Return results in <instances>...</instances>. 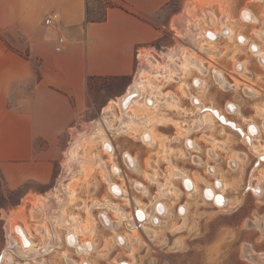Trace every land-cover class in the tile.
Returning a JSON list of instances; mask_svg holds the SVG:
<instances>
[{
    "label": "rangeland",
    "instance_id": "374dc122",
    "mask_svg": "<svg viewBox=\"0 0 264 264\" xmlns=\"http://www.w3.org/2000/svg\"><path fill=\"white\" fill-rule=\"evenodd\" d=\"M190 1L193 4L187 8L185 22L197 28L194 41L198 43V46L208 49L207 51L198 48L199 51L196 52V46L192 43L176 41L170 50L181 43L182 56L172 60L167 56H161L168 52L167 48L161 47L164 45V41H161L152 45L154 47L151 48V52L144 50L143 54H147L145 55L147 57H143L145 60L138 59L135 73L129 79L119 77L89 79L87 87L92 112L86 117V122H91L82 123L83 129L80 134L75 127L71 130V134H62L54 142L50 177L43 181L29 176L28 173L32 171L36 175L40 173L42 175L45 169L41 164L34 168L26 166L10 177L4 176L0 170V251L7 243L9 222L17 221L24 223L33 233L32 240L37 246L44 244V237L39 233L41 227L46 226L49 229H47L49 235L54 241L55 228L58 230L60 245L58 244L59 246L57 245L47 254L39 256L38 259L30 260L31 264H69L65 256L74 260L72 264H78V262L116 264L120 260H130L134 264H264V161L259 162L249 145L243 141L242 136L235 129L221 125L216 119L210 128L201 124L193 127V124L198 121V115L190 99V95H194L204 104L221 109L243 129L250 122L260 125L264 120V66L260 64L256 55L251 53L247 43H239L236 40V35L243 33L234 30L230 24L227 26L231 28L232 33L234 32L232 37L221 35L210 42L204 37L205 29L214 27L222 30L224 26L221 20L224 15H221L222 9L219 3H216L219 7V16L212 8L209 9L213 12L212 26H209L205 20L204 8L220 0ZM170 5L169 8L173 3ZM104 10V0H88L90 17L97 18L103 14ZM163 17L161 13L155 16L154 20L158 18L160 21ZM178 31L183 35L182 29ZM259 31L264 33L263 29H253L249 32L250 35H245L248 43H258L260 49L264 51V40L258 35ZM252 35L256 40L252 39ZM165 38L168 40L167 45L170 42L169 35L165 34ZM23 43L24 37L20 34H16V38L12 37L11 41L7 42L12 49H17L14 44L23 48ZM220 47L223 48V55L229 53L227 58L232 70L229 79L233 84L231 86L228 82L230 86L226 88L218 85L211 73L215 67L227 72V68L217 62L219 59L215 55L221 49ZM20 52L24 53L23 50ZM190 54L202 60L204 73H200L191 65L184 66ZM151 55L159 61H154ZM237 56L243 57L247 67L244 72H235ZM143 61L151 66H154L153 62L157 68L159 67L158 70H165L162 75L153 76L143 73V77H148L150 82L159 89L160 95L157 98L162 103L160 107L149 108L150 112L144 113L148 121L141 126H126L125 131L114 132L109 129L103 131L114 146L113 154L107 153L100 141L80 142L78 154H81L84 149H90V153L99 158L102 165L93 166L89 171L74 169V174L62 178L64 167L69 165L68 167L72 168L67 154L75 135L91 134L92 123L97 118L100 120L105 105H111V111L116 116L120 114L118 106L113 104L112 100L126 92V88L137 77V71ZM177 64L180 69L176 71ZM186 77L190 81L187 84L190 85L189 93L184 88ZM195 77L202 80L201 85L192 84ZM177 78L179 81H175ZM245 83L254 86L258 92L255 95L245 94L242 90ZM173 84L176 88L171 91ZM227 101L236 104V112L225 111L224 105ZM139 102L144 103V99ZM135 113L140 115V112L136 110L128 112L130 116ZM116 123L117 121L113 124L117 127ZM142 131L151 132L154 140L151 143L145 141L144 143ZM173 135L176 136L173 137ZM189 138L194 139L197 145L196 150L186 149L190 148L186 145L187 140L191 141ZM257 139L263 149L264 132H261ZM40 146H43V141L36 140V149ZM124 153L136 159L135 169L129 167L130 164L123 157ZM192 155L200 156L204 163L194 164L193 162H197L198 158L196 157L193 161ZM221 157L223 161L219 163ZM113 164L118 167L117 173H114L113 169L116 166ZM210 164L215 166L214 170L212 166L206 168ZM174 168L186 176H191L197 190L190 193L183 189L181 177L170 178V172ZM106 176L124 187L125 196H115L110 191ZM65 178L66 180H63ZM59 179L70 185L73 191L72 195L66 197L58 214L66 222H71L72 218H75L81 224L88 223L91 231L85 234L78 233L80 239L89 240L94 244V248L86 253H82L80 249L64 241L67 228L56 223L55 217L53 218L55 226L53 233L51 232V220L45 215L42 203L38 199L50 193L56 200H60L62 196L58 195L56 190ZM219 179L223 184L220 189L214 187L216 184H221ZM215 180L218 183H215ZM256 183L262 189L260 193H254L249 187V184ZM207 185L213 186L215 190H220L224 194L226 203L223 206H217L202 195V189ZM143 186L146 190L140 191V188L143 190ZM25 195L27 196L24 197ZM156 199L165 203L166 214L157 215L158 224L147 222L145 227L139 225L140 227L135 228L138 232L132 231L126 217L122 214H132L136 206L151 211ZM97 203H103V205L96 206ZM106 203L114 206L115 210L106 206ZM181 205L185 206L182 214L178 211ZM99 211H105L112 220L117 222L115 229L107 228L100 222ZM12 216L14 217L11 219ZM14 234L12 232V236ZM116 234L124 236L123 244L116 241ZM249 243H253V246ZM24 261V258L12 254V264H22Z\"/></svg>",
    "mask_w": 264,
    "mask_h": 264
},
{
    "label": "crops",
    "instance_id": "0c3cea01",
    "mask_svg": "<svg viewBox=\"0 0 264 264\" xmlns=\"http://www.w3.org/2000/svg\"><path fill=\"white\" fill-rule=\"evenodd\" d=\"M123 2L136 15L111 7L107 8L104 20L88 21V0H0V170L4 176L41 164L44 173L36 175L32 171L29 176L43 181L50 177L54 142L62 134H71L75 127L80 134L82 123L91 122H86L92 112L89 79H129L135 73L138 59L145 60L144 50L151 52L155 43L164 41L161 47L167 51L176 41L191 43L187 33L182 35L174 27L187 14L188 6H192L190 0ZM216 3L220 4L226 26L230 24L244 35H250L253 29L264 30V0L213 2L209 7L219 16ZM242 8H248L255 20L241 19ZM161 13L162 20L155 18V21L154 17ZM46 18H51V22L45 23ZM16 34L24 37L23 48L17 44H14L17 49L8 46L7 42L16 38ZM165 34L170 38L167 45ZM252 39L256 40L253 35ZM220 48L215 54L217 62L230 75L229 53L223 55ZM237 57L245 67L243 71L246 70L243 57ZM152 59L159 61L154 55ZM146 64L149 63H141L137 74ZM228 75L225 78L233 84ZM185 82L184 88L189 93L187 77ZM175 88L173 84L170 90ZM36 140L43 141V146L36 149ZM222 161L223 157L219 163ZM50 230L53 233L52 227ZM55 233L58 237L56 228Z\"/></svg>",
    "mask_w": 264,
    "mask_h": 264
},
{
    "label": "bare ground",
    "instance_id": "6f19581e",
    "mask_svg": "<svg viewBox=\"0 0 264 264\" xmlns=\"http://www.w3.org/2000/svg\"><path fill=\"white\" fill-rule=\"evenodd\" d=\"M204 9H205V13H206L205 20H206L207 24L210 26L211 22H212L213 12H212V10H209L210 7H205ZM240 12H241L240 17L244 21L255 20L252 18L251 12L249 11L248 8H242ZM186 18H187L186 14L182 15L181 18H179V20L177 21V23L174 24V27H176L178 30L182 29L185 35H186V33L188 34L189 41L197 47L196 50L194 49L196 52L199 51L198 48H200V50L207 51L208 49L206 50L204 47L198 46V43L196 41H194V37H196V34H197V28L192 27L191 25L186 23L185 22ZM221 20H222V23L224 24V26L222 28V30L224 29L223 31L221 29H216L214 27L205 29L203 31L204 37H206V39L209 40V42L215 41L221 35H223L224 37H232V34L234 32L232 33L231 28L228 26H225L226 24L224 23V20H225L224 16L221 17ZM180 32H182V31L180 30ZM258 35L261 36L262 39L264 40V35L262 32H258ZM236 40L239 43H243V44L247 43L249 45L251 53L256 55L260 64L264 66V51H262L260 49V47H259L260 45H258V43H248L249 41L246 38V36H244L243 34H240V33L236 35ZM181 45H182L181 43L178 44V46L175 48L176 50L171 49L170 51L164 53L161 56H167V57L171 58L172 60L174 58L180 57V54L182 53ZM189 48L191 49L192 47H189ZM187 60H188V62L186 64H184L185 67H187V65L188 66L191 65V66L195 67L200 73H204V68H203V65L201 62L202 60H200L199 58H196L192 54H190L187 57ZM178 66H175L176 71L178 70ZM234 67L237 70L235 72H241L240 70H242L243 64H242V62L238 61V62H235ZM158 68L156 67V65H154V66H150V64L143 65L140 68V72H139V74H137V77L135 78V80L128 87L127 92H125L122 96L118 97L117 99L112 100V103L117 105L119 108V111H120L119 115L116 116L111 111L112 106L107 105L103 109V113H102V116L100 117V120H97L98 119L97 118L96 121H94L92 123L93 128H92L91 134L90 133H88V134L84 133L82 135H75V138L72 141V143L68 149V154H67L68 155V161L71 163L72 168L68 167L69 165L67 167H64V171H63V174L61 176L62 178L67 176V175L74 174L73 173L74 169L79 168V170L83 169V171L84 170L89 171L91 169V167L93 168V166L95 167L96 165L97 166L102 165V162L100 161V159L97 158L94 154L90 153V151H89L90 149L89 150L84 149L81 152V154H78L77 149L79 147H81V146H79L80 142L81 143H84V142L85 143H91V142L94 143V142L100 141L102 143L104 150L109 154H113L114 146L112 145L110 140L107 138L106 134L103 133V131H105L106 129H109L110 131H114V132L125 131L126 126H135V127L141 126L145 122L148 121V117H146V115L144 113L148 112L149 111L148 109L152 108V107H154V109L155 108L158 109V107H160V105L162 103L157 98L158 95H160L159 89L156 88V86H154L150 82V79L148 77H143L142 74L144 72H146V73L154 76V75H159V74L162 75V72L165 73L164 72L165 70L161 71L160 69L158 70ZM212 76L218 85L226 88V84L228 85V83L226 82V79H224L225 75H223V72L221 69H219L217 67L212 69ZM201 81L202 80H200V78H198V77L194 78V82L196 85H199V84L201 85V83H199ZM242 90L247 95H255L258 92L254 86H252L251 84H247V83H245L244 86H242ZM143 99H144V103L139 102L140 100H143ZM190 99H191L193 106L195 107V113L198 115L197 116L198 121L193 124V127H198L201 124V125H206L207 127L210 128L213 124L214 119L215 118L217 119V116L219 118H222L226 123L231 121L230 123L234 125L235 130L236 129L240 130L239 132L242 135L243 141L247 145H249L250 150H252L254 152V154L257 157V159L259 160V162L264 161V148L262 149V145L257 142L258 141L257 137L260 135L259 132H261V131L264 132V120L260 125L256 124L255 122L254 123L253 122L247 123L246 129L243 130L242 127L238 123L232 122V120L230 118L226 117L225 114L219 110V108L217 109V107L215 108V106L204 104L197 96H194V95H190ZM227 102L229 103L227 106V110L231 111V112H236L237 111L236 104L232 101H227ZM130 110H133V111L136 110V112H140V115L135 113L133 116H130L128 114V112ZM115 121H117L116 124H118V126H117L118 128L116 127V125L113 124V123H115ZM142 138L146 143H151L154 140L152 133L149 131H142ZM186 145L188 147H195L194 143L192 141H190L189 143H186ZM211 152H212V150H211ZM123 157L126 160V162L131 165V166L129 165V167L131 169H135L136 159L128 153H124ZM68 161H66V162H68ZM232 164L234 166L233 162H232ZM113 165L116 166V164H113ZM113 170H114V173L115 172L117 173L118 167L116 166ZM172 177L173 178L181 177L182 184L184 183V185L187 188L186 190L188 192L193 193L195 190H197L196 189V183H195L194 179L190 178L189 176L184 175L182 172L178 171L176 168L172 169L170 172V178H172ZM106 179H107V181H109L108 187H109L110 191L115 196H118L113 191L114 189L116 190V186H115L116 183L111 181L109 176H108V178L106 176ZM63 180H66V178ZM219 182L221 184L220 185L216 184L214 187H218L219 189L222 188L223 184L220 181V179H219ZM117 186H119L121 191H122L121 195L125 196L126 190L124 189V187H122L121 184H117ZM214 187L207 185L206 187H204V189H202V195L204 197H206V199H208V200L211 199L214 202V204H216L217 206H223L226 203V198L220 190H215ZM249 187H251V189H252V191H254V193H260L262 190L261 187L257 183L254 185L249 184ZM56 190L58 192V195L60 194L62 196L60 198V200H58V199L56 200L54 197H52L50 195V193L47 196L43 195L40 198L38 197V199L40 200V203H42L45 215H47L48 218L51 220L52 228L55 226V224L53 222L54 217L57 221L56 223H58L63 228H67V233H66L65 237H66L67 243L70 246H72L76 249H80V251L82 253L83 252L86 253L88 250L93 249V243L89 240L87 241L86 239L85 240L80 239L78 233L80 232L81 234H85V233H88L89 231H91V229L88 227V223L81 224L75 218H72L71 222H66L62 219V216L60 214H58V211L60 210L62 205H64L66 197L68 198L69 195H72L73 188L70 185L63 183L62 179H59L58 183L56 185ZM139 190L145 191L146 189L143 186V190H142V188H140ZM174 192H176V190H174ZM59 203H61V204H59ZM95 205L100 206V205H103V203H97ZM105 205L108 207H111L112 209L115 210L114 206H112L108 203H106ZM182 207L185 208L184 205H182ZM166 212H167V207H166L165 203L162 202L161 200L156 199L153 203V207L151 208V211H148L146 208H143L141 206H139V207L136 206L133 208L132 214H130V215L124 214L125 216L122 214V216L126 217L128 224L130 225V229L132 231L138 232V230L135 229L137 226H139V225H142V226L145 225L146 226L147 222H150V223L156 225L159 223L157 215L158 214L164 215V214H166ZM179 213L182 214L183 212H179ZM13 217L14 216H12L11 219ZM154 217H156V218L154 219ZM99 220L107 228L115 229L117 222L112 220L110 218V216H108V214L105 211H99ZM9 223H10V226H9V231H8L9 233L7 235V243H6L5 247L0 251V264H12L13 263L12 262V254H15V255H18L19 257L24 258L25 261L22 264H31V263H29L30 260L38 259L39 256H41L43 254H47L48 252L52 251L53 248L59 244L58 243L59 239L56 237V234H55V241H54V240H52V237H50V235H49L50 233L46 229V226H43L39 229V233L41 235H43V237H44V244L37 246L34 243V241L32 240L33 233L30 232V230L28 229V227L24 223L21 224V223H18L17 221H14V222L11 221ZM11 231L15 233L14 234L15 236L14 235L12 236ZM118 237H119V239H118ZM115 239L120 244H123L124 243L123 241L125 240L124 236L119 235V234L115 235ZM65 257H66L65 259H67L69 264L74 263V260L72 258H69L67 256H65ZM78 264H91V263L90 262H78ZM116 264H134V262H132L130 260H120Z\"/></svg>",
    "mask_w": 264,
    "mask_h": 264
},
{
    "label": "flooded vegetation",
    "instance_id": "af4514ba",
    "mask_svg": "<svg viewBox=\"0 0 264 264\" xmlns=\"http://www.w3.org/2000/svg\"><path fill=\"white\" fill-rule=\"evenodd\" d=\"M244 35V34H243ZM220 37V36H219ZM247 38V37H246ZM218 39V38H217ZM248 39V38H247ZM259 45V44H258ZM236 62H238V61H236ZM241 62V61H240ZM218 68V67H217ZM220 69V68H219ZM235 69V68H234ZM222 70V69H221ZM204 71H205V68H204ZM232 71V70H231ZM235 71V70H234ZM237 71V70H236ZM241 72H244L243 71V67H242V70H240ZM222 72L223 73H226V75H228V72H225V71H223L222 70ZM211 73H212V70H211ZM223 75H225V74H223ZM225 75V76H226ZM225 76H224V79H226L225 78ZM229 76V75H228ZM226 82L228 83V80L226 79ZM199 83H201V82H199ZM192 84L193 85H195V86H198V85H196L195 84V82H194V79L192 80ZM230 84V83H229ZM200 85V84H199ZM228 85L226 84V87H227ZM228 102H226L225 103V105H224V107H225V111L227 112V113H233V112H231V111H228L227 110V106H228ZM218 109V108H217ZM220 111H221V109H219ZM225 114V113H224ZM225 116L226 117H228L226 114H225ZM229 118V117H228ZM216 119V118H215ZM232 120V119H231ZM216 121L218 122V123H220L221 125H225V126H228V127H230V128H232V129H235V127H234V125L233 124H231L230 122L231 121H229V122H225L222 118H219L218 116H217V119H216ZM232 122H235V121H233L232 120ZM237 123V122H236ZM228 124H230V125H228ZM232 126V127H231ZM243 129V128H242ZM245 129H246V127H245ZM244 130V129H243ZM236 131L241 135V133L239 132L240 130L239 129H236ZM262 132V131H261ZM261 132H259V133H261ZM174 136V135H173ZM242 136V135H241ZM193 143H194V145L196 146V148H192V147H190V148H186V149H197V145L195 144V142H194V139H192V138H189ZM143 142H144V140H142ZM190 141L189 140H187L186 141V143H189ZM145 143V142H144ZM192 158L191 159H193V161L196 159V157L198 158V161L196 162V161H194L193 163L194 164H203L204 163V160H202V159H200V156H197V155H192L191 156ZM127 166V165H126ZM209 166V167H208ZM213 167V170H214V166L212 165V164H210V165H207L206 166V168H210V167ZM120 172H121V170H120ZM120 174V173H119ZM184 174V173H183ZM189 177H191V176H189ZM116 183V182H115ZM114 183V184H115ZM182 183V182H181ZM215 183H218V181L217 180H215ZM117 184H119V183H116L115 184V186H116V190L114 189L113 191L117 194V195H121V193H122V191H121V189H120V187L119 186H117ZM119 187V188H118ZM182 187H183V189L184 190H186L187 188H186V186L184 185V183L182 184ZM204 189V188H203ZM121 191V192H120ZM187 191V190H186ZM119 192V193H118ZM210 201H212V200H210ZM214 203V202H213ZM180 208H179V212L181 211V212H183L184 210H185V208L184 207H182V205L181 206H179ZM183 208V209H182ZM156 217H154V219H155ZM59 241V240H58ZM66 243H67V241H66V237H65V240H64ZM60 242V241H59ZM68 244V243H67ZM92 250V249H91Z\"/></svg>",
    "mask_w": 264,
    "mask_h": 264
},
{
    "label": "trees",
    "instance_id": "16d2710c",
    "mask_svg": "<svg viewBox=\"0 0 264 264\" xmlns=\"http://www.w3.org/2000/svg\"><path fill=\"white\" fill-rule=\"evenodd\" d=\"M105 1V10L103 12V14L97 18H93L89 16V12H88V4L86 6V17L88 19V21H101L105 19V14H106V10L107 8H111V7H118L121 8L133 15H136L135 12H133L132 10H129L125 5L123 0H104Z\"/></svg>",
    "mask_w": 264,
    "mask_h": 264
},
{
    "label": "built area",
    "instance_id": "2783aa9c",
    "mask_svg": "<svg viewBox=\"0 0 264 264\" xmlns=\"http://www.w3.org/2000/svg\"><path fill=\"white\" fill-rule=\"evenodd\" d=\"M51 22V18H46L45 19V23H50ZM62 41V38H59V42H61ZM57 49H59V46H57ZM228 125H230V124H228ZM232 127V126H231ZM206 198V197H205ZM211 200V199H210ZM180 208V207H179ZM179 208H178V210H179Z\"/></svg>",
    "mask_w": 264,
    "mask_h": 264
}]
</instances>
